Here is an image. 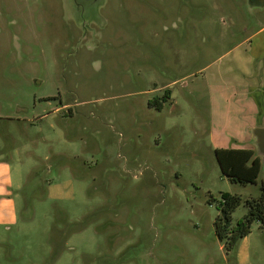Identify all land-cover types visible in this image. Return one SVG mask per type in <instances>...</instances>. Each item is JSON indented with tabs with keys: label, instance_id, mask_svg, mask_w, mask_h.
<instances>
[{
	"label": "rangeland",
	"instance_id": "rangeland-1",
	"mask_svg": "<svg viewBox=\"0 0 264 264\" xmlns=\"http://www.w3.org/2000/svg\"><path fill=\"white\" fill-rule=\"evenodd\" d=\"M263 26L264 0H0V163L19 218L0 264H264L261 223L234 253L215 230L223 194L242 199L233 226L262 195L264 169L233 183L216 151H257L264 67L246 78L233 52Z\"/></svg>",
	"mask_w": 264,
	"mask_h": 264
},
{
	"label": "trees",
	"instance_id": "trees-1",
	"mask_svg": "<svg viewBox=\"0 0 264 264\" xmlns=\"http://www.w3.org/2000/svg\"><path fill=\"white\" fill-rule=\"evenodd\" d=\"M169 98V96H165ZM159 110L163 109V102H155ZM222 173L231 182L248 185L256 184L264 169L262 159L255 150L249 149H221L216 151ZM212 201H215L213 199ZM242 204V199L236 195L223 194L220 203V216L215 221L216 235L228 253H234L241 240L251 234L252 226L259 222L264 226V184L262 195L258 200L247 202L248 213L236 226L232 225V216Z\"/></svg>",
	"mask_w": 264,
	"mask_h": 264
},
{
	"label": "crops",
	"instance_id": "crops-1",
	"mask_svg": "<svg viewBox=\"0 0 264 264\" xmlns=\"http://www.w3.org/2000/svg\"><path fill=\"white\" fill-rule=\"evenodd\" d=\"M259 32L254 38L249 40L251 45L248 57H245L242 51L238 48H235V52H233L235 60H244V63H246L242 69L239 68V71L242 75L249 79L254 78L255 75H257L256 73H260L264 67V26ZM228 72L230 73L231 71L229 70ZM236 79L238 80V77H236ZM250 86H252V96H255L258 93L262 94V99L259 98L256 100V98H253L258 101V105L250 101V107H252L254 111L252 116L257 117V112L261 110L264 105V90L262 87L260 88L261 85L259 86V83L257 82L251 83ZM250 128L251 132L253 129L261 127H256V124L254 123ZM233 149L241 150L243 148ZM249 150H254V148ZM13 187L14 183L9 178L8 165L6 163H0V228H5L6 231H10L12 225L17 224L19 219L17 215L16 202L12 199L9 191L13 189Z\"/></svg>",
	"mask_w": 264,
	"mask_h": 264
},
{
	"label": "water",
	"instance_id": "water-1",
	"mask_svg": "<svg viewBox=\"0 0 264 264\" xmlns=\"http://www.w3.org/2000/svg\"><path fill=\"white\" fill-rule=\"evenodd\" d=\"M256 154L262 159L264 165V128H255L251 131Z\"/></svg>",
	"mask_w": 264,
	"mask_h": 264
}]
</instances>
